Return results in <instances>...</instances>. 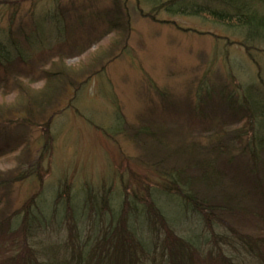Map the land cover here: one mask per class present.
<instances>
[{
    "label": "rangeland",
    "instance_id": "374dc122",
    "mask_svg": "<svg viewBox=\"0 0 264 264\" xmlns=\"http://www.w3.org/2000/svg\"><path fill=\"white\" fill-rule=\"evenodd\" d=\"M147 1L0 0L8 3L0 7V35L7 37L8 30L13 28L26 55L24 61L12 59L15 64L10 74L2 69L0 73V82L4 76L9 79L8 89L1 93L6 94V98L0 99V134L3 136L0 140V222L20 212L27 201L40 192L36 179L18 181L17 178L31 172L40 160L48 129L54 144L49 156L50 167L49 162H42L46 174L38 200L41 211L38 216L45 217L49 225L29 239L39 251L40 262L65 264V248L73 249L69 239L72 220L65 212V205L61 202L57 207L54 205L62 190L71 193L72 214L79 224L78 243L88 252L99 228H106L109 223V217L99 220L95 214L102 211L104 196L110 198L112 213H120L123 191L124 195L127 192L131 196L133 191L143 196L145 190L157 186L160 174L153 168L185 169L187 180L198 178L199 173L192 175L190 166L183 165L184 161L176 156L181 145L226 143L222 137H226L231 126L225 125L220 135L211 137L201 118L193 123L194 117L187 107L189 99H195L197 94L205 97L208 90L210 95L216 96L218 92L213 90L226 86L232 90L236 86L251 85L264 91V47L252 53L261 68V79L244 47L245 36L240 30H228L199 18L157 10ZM60 10L65 11L67 20L62 37L48 22L50 15ZM15 11L12 27L10 19ZM99 12L106 13V22L86 21L90 14ZM81 13L82 19H78ZM33 21L43 23L38 25L39 35L33 47L28 48L29 43L21 38L18 29L24 28L25 34L32 32ZM75 23L81 24L72 26ZM115 43L118 45L114 51L108 49ZM57 56L76 72L68 71L63 83L49 77L56 81L50 83V89L46 85L49 80L43 79L46 76L43 71L56 66ZM16 75H23V80L32 84L36 92L56 93L54 110L41 114L36 108L32 117L26 114L16 101L17 92L13 91ZM71 79L76 85L68 86L69 93L64 95L62 88ZM200 86L202 89L198 90ZM164 100L175 106L174 109H164ZM14 101L16 103H12ZM214 109L206 107L204 111L210 115L219 112ZM118 111L123 121L121 125ZM53 114L51 127L46 128L45 122ZM25 119L31 122L26 123ZM7 120L13 123L7 124ZM146 121L151 126L161 122L171 144L170 153L156 147L150 132L148 136L133 138L134 131ZM208 154L204 166L214 160ZM204 156L199 155L200 162ZM87 199L94 211L90 216ZM174 203L160 199L161 207L179 235L197 237L206 250L219 247L210 240V232L201 226L197 217L185 208L180 207L178 212L179 206ZM137 227L138 234L147 238V227L141 221ZM223 250L235 264H257L240 246ZM5 252H13L11 241L0 243V259ZM145 263L165 264L159 257Z\"/></svg>",
    "mask_w": 264,
    "mask_h": 264
},
{
    "label": "trees",
    "instance_id": "16d2710c",
    "mask_svg": "<svg viewBox=\"0 0 264 264\" xmlns=\"http://www.w3.org/2000/svg\"><path fill=\"white\" fill-rule=\"evenodd\" d=\"M147 2L157 10L199 18L228 30H240L245 36L244 47L252 59L254 58L252 53L256 49L261 51L260 49L264 47V0H169L167 2L148 0ZM6 6H8L7 2H0L1 8ZM16 13L15 11L10 19L12 27ZM82 17L81 13L78 19ZM49 18L48 22L62 37L65 32L63 28H67L65 11L60 10ZM100 19L104 20L103 22L107 21L105 12L90 14L86 21ZM41 23L43 21H33V31L27 34L24 28L18 29V33H22L21 38L29 43L26 44L28 48L33 47V42L39 35L38 25ZM79 24L81 23L72 26ZM15 35L13 28L8 30L7 37L0 35V73L1 69L8 74L11 73V67L15 64L12 59L25 60L26 55L23 54L21 42ZM44 36L45 33L43 38ZM116 45L118 43L108 49L114 51ZM56 59L59 60L56 66L48 67L49 69L43 71V74L46 73L43 77L44 81L53 77L63 83L67 78L66 73L74 71L69 69L70 66L65 65L61 56H57ZM254 59L252 61L257 66L259 77L262 79L261 68ZM22 76L16 75L13 91L17 92L16 101L23 106V111L31 117L37 109L41 114L46 113L48 109L53 111V97L56 93L36 92L32 90V84L23 80ZM8 81L5 76L1 78L0 94L8 89ZM54 82L56 81L50 79L46 85L51 89L50 83ZM75 85L76 82L71 79L62 88V93L68 95V86L74 88ZM54 89L56 87L52 91ZM201 89L202 86L198 88ZM213 91L218 92L217 97L210 95L211 91L208 90V95L205 97L201 98V95L197 94L195 99H189L187 107L190 115L194 117L193 123L201 118L205 123V130L211 132V137L220 135L222 128L224 131L225 125H230L231 130L227 135L225 134V138L222 137L226 143L213 141L208 145L201 142L181 145V150L176 156L184 161L183 165L190 166L192 175L199 173L198 178L190 177L191 179L187 180L185 169L181 171L173 168L170 170L153 168L160 174L157 186L145 190L143 196L131 190V196L127 192L124 195L123 191L120 213H112L110 198L104 196L102 211L95 214L99 220L109 217V223L106 228H99V234L88 252L84 245L78 243L79 224L72 214L73 202L70 191L64 189L60 194L58 193L55 207L59 202L65 205V212L72 220L69 224V239L73 249L65 248V264H146L145 262L156 257L161 258L165 264H235L223 250V248H233L235 245L252 256L257 264H264V91L257 90L251 85L236 86L232 90L227 86L219 87ZM161 97L164 98V95L161 94ZM4 98L6 94H1L0 99ZM163 103L168 105H161L164 109L175 107L166 100ZM206 107H213L219 112L210 115L204 111ZM54 115L46 120L44 125L46 128L51 127ZM118 120L121 125L122 118L119 111ZM25 122L31 120L25 119ZM6 123L13 122L7 120ZM152 126L147 121L142 123L141 127L134 131L133 138L148 136L150 132L151 138L156 141V147L162 152L170 153L171 144L166 139V130L161 126V122ZM2 138L0 134V140ZM44 140L40 160L32 167L31 172L22 173L17 178L18 181L36 179L41 187L40 192L27 201L20 212L17 211L0 222V243L11 241L13 247L12 253L5 252L6 255L0 259V264H46L40 262L39 251L37 252L29 241L30 238L45 231L49 225L45 217L41 219L38 216L39 212L41 213L38 200L43 193V177L46 174L42 162H49L50 167L49 156L52 154L54 144V138L48 129L44 134ZM146 151L148 152V148ZM153 152H156L155 148ZM208 153L214 160L204 166ZM200 154L206 155L203 157V162L199 161ZM160 199L175 201L173 205L179 206L178 212L180 207L190 211L199 219L201 226L203 225L210 232V240L219 247L206 250L197 237L188 238L179 235L170 217L161 207ZM90 202L87 199L86 208L89 216L94 212ZM139 221L147 227V238H144L142 233L138 234ZM222 230L228 233L223 234Z\"/></svg>",
    "mask_w": 264,
    "mask_h": 264
}]
</instances>
